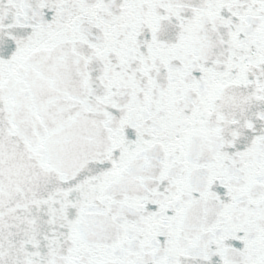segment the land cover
<instances>
[{
    "label": "snow or ice",
    "instance_id": "snow-or-ice-1",
    "mask_svg": "<svg viewBox=\"0 0 264 264\" xmlns=\"http://www.w3.org/2000/svg\"><path fill=\"white\" fill-rule=\"evenodd\" d=\"M0 264H264V0H0Z\"/></svg>",
    "mask_w": 264,
    "mask_h": 264
}]
</instances>
